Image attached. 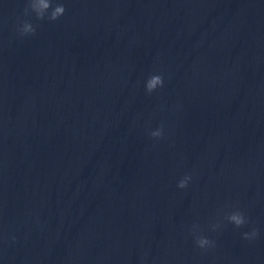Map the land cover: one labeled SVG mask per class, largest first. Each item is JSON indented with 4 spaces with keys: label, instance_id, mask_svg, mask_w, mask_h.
Listing matches in <instances>:
<instances>
[{
    "label": "clouds",
    "instance_id": "1",
    "mask_svg": "<svg viewBox=\"0 0 264 264\" xmlns=\"http://www.w3.org/2000/svg\"><path fill=\"white\" fill-rule=\"evenodd\" d=\"M65 12L66 8L64 4L62 2H58V0H25V7L23 9V15L25 16L34 14L36 20H44L45 18H47L49 21L58 20L65 14ZM16 30L20 36L35 35L36 33V27L28 20L18 22ZM163 84V76L160 74H153L147 79L145 83V90L147 93L151 94L158 87H163ZM150 135L154 138H162L163 128L161 127L160 129L151 132ZM190 179V176H185L179 181L178 187H187L188 181ZM227 219L238 228L243 226L247 222L244 214L240 211L232 212L230 215H228ZM193 228L196 229L198 228V226L194 225ZM243 235L245 239L249 238L248 233H244ZM252 235H258L257 230L253 229ZM196 244L200 248H205L206 246H210L212 242L209 241L206 237L197 236Z\"/></svg>",
    "mask_w": 264,
    "mask_h": 264
}]
</instances>
